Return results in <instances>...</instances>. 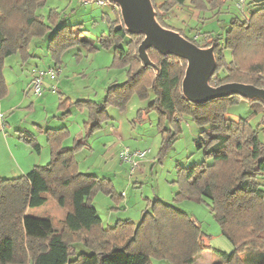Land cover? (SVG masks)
I'll return each mask as SVG.
<instances>
[{"label": "trees", "instance_id": "trees-1", "mask_svg": "<svg viewBox=\"0 0 264 264\" xmlns=\"http://www.w3.org/2000/svg\"><path fill=\"white\" fill-rule=\"evenodd\" d=\"M156 1L151 0L156 20L170 29L166 19L175 8L188 3L197 12L206 13L222 8L229 0H163L159 6ZM44 5L45 0H0V100L7 94L2 73L5 59L18 55L26 62L35 39L47 41L48 55L57 68L62 65V55L78 45L88 53L111 51L112 68L125 69L127 79L110 85L98 104L75 103L77 109H87L88 118L84 136L74 140L70 148L62 147L69 136L66 128L44 130L49 162L25 176L0 178V264H150L151 257L173 264H194L203 252L216 254L219 264H264V190L257 181L264 175V141L249 118L235 122L225 118L227 110L244 99L232 95L204 104L186 100L181 92L186 62L148 49L155 67H144L136 49L143 37L126 32L116 6L111 8L116 10L115 18L107 33L92 42L81 38L82 30L70 26L52 30L58 15L54 10L47 18L40 15ZM236 9L239 14L246 12L247 17L231 18L222 38L208 32L205 46H198L182 29L173 31L198 48L212 47L216 69L210 86L237 83L264 90V0H246L242 9L237 5ZM225 51L230 52L229 61ZM150 95L153 97L145 114L159 115L160 133L167 131L162 123H173L179 115H188L198 126H211L204 142L197 145L204 149L205 161L176 168L174 201L205 203L232 245L231 253L211 248L209 236L196 220L158 199L137 224L124 220L102 227L93 197L102 192L114 198L115 193L106 178L80 173L75 155L89 149L87 139L108 121V108L123 112L132 97L148 101ZM245 101L252 105L253 115L262 116L259 125L264 127V105L258 100ZM141 115L140 110L138 117ZM172 136L167 138L169 144L162 136L159 158L172 143ZM18 139L40 154L33 134L21 131ZM48 199L65 211L58 231H51L49 219L29 215ZM77 245L88 254H79Z\"/></svg>", "mask_w": 264, "mask_h": 264}, {"label": "rangeland", "instance_id": "rangeland-1", "mask_svg": "<svg viewBox=\"0 0 264 264\" xmlns=\"http://www.w3.org/2000/svg\"><path fill=\"white\" fill-rule=\"evenodd\" d=\"M162 1L157 0L156 6H159ZM235 2L236 0H229L222 8L206 13L197 12L186 3L183 7L175 8L167 15L166 26L172 30H184L186 36L194 40L198 46H205L209 42L210 33L219 35L220 38L224 36L231 18L238 16L243 19L247 17L246 12L238 13ZM51 10L56 11L58 15V19L51 27L52 30L62 26H70L76 30H82L81 38L92 42H96L100 34L107 33L110 21H114L115 18L113 13L116 11L111 10L110 7H99L93 1L45 0V5L39 11V14L47 18ZM45 42L44 49L41 46L37 47L35 40L31 42L29 46L31 57L26 60L28 66L36 63L38 68L42 69L52 62L47 52V41ZM35 53L36 55H34ZM33 56L34 58H32ZM224 56L227 61L230 60V52L225 51ZM9 59L11 60L4 62V66L15 61V59L21 61V57L18 55ZM26 62H23V64ZM61 62L69 74L87 72L85 78L79 76L77 79H72L68 75L65 78L67 80H62L64 79L62 77L61 84L55 83L51 88L46 86L45 78H43V98L52 95L48 100V104H46L47 106L42 100L37 102L41 96L37 97L31 91L28 96L33 105L17 109L6 118L12 117L13 125H17L18 128H21L19 122L24 120L29 122L33 120L40 121L44 116L48 117V120L67 122L70 131L68 130L69 136L66 140H70L71 145H73V138L82 128L83 135L76 138L80 140L84 136L83 122H86L88 118L87 109L79 110L75 103L78 101L100 103L107 88L112 84L124 83L127 75L125 69L112 68V52L106 50L88 53L78 45L66 51L61 57ZM54 69L57 74L59 68L54 67ZM44 87H46L45 91ZM54 96L55 101L53 102ZM152 97L150 95L148 101H139L135 96L132 97L123 112L113 107L108 108L107 115L109 119L101 125V128H104L106 123L114 127L120 126L122 128L121 142L112 150L106 149L107 144L110 142L107 129L102 132L103 136L100 134L98 137L88 138L87 142L91 144L92 148L89 146V149L81 150L82 153L77 157L78 162L81 164L80 172L106 178L110 181L115 193L114 198L102 192L96 193L93 197V203L97 215L101 219L102 227H112L117 221L124 220L137 224L143 212L150 207L155 199H158L167 205L174 206L196 220L203 232L209 236L208 244L211 248L231 253L233 251L232 245L221 234L218 224L205 203L193 200L179 203L174 201L177 192V185L175 184L177 180L176 168L178 166L189 167L205 161L204 149L198 148L197 145L204 142V134L210 132L211 126H198L188 115H179L176 116L173 123L170 121H166L164 125L162 123V129L167 131L160 133L158 127L159 115L156 112L145 114V109ZM51 99L53 103H50ZM43 107L46 109H43ZM140 110L142 115L138 117V111ZM261 117L253 115L252 105L245 100H241L238 105L230 107L225 114L227 120L234 122L249 118L252 127L258 130L259 138L264 141V127L259 125ZM9 122H11V119ZM171 134L173 135L172 143L165 150L164 156L159 158L162 136L164 135L168 143L167 138ZM39 144L44 148L40 151V154L35 153L36 155L33 154V156L41 161L39 166H44L50 160V151L44 136L40 137ZM122 147H128L132 151L137 149V151L145 152L144 157L137 160V168L132 169L131 165L121 160L119 149ZM6 176L16 178L10 177L12 176L10 174ZM257 181L263 185L262 189L264 190V175L258 178ZM29 213L30 216L35 218L49 219L52 224L51 231H53L59 228L62 214H65V211L48 199L43 207L33 209ZM77 252L88 254L80 245H77ZM206 255L210 256H204L201 261L198 258L194 264H212L211 257L219 258L216 254L210 252ZM150 264L173 263L167 259L151 257Z\"/></svg>", "mask_w": 264, "mask_h": 264}, {"label": "crops", "instance_id": "crops-1", "mask_svg": "<svg viewBox=\"0 0 264 264\" xmlns=\"http://www.w3.org/2000/svg\"><path fill=\"white\" fill-rule=\"evenodd\" d=\"M45 43L46 42L44 39H35V45H37V47L41 46V48L44 49L46 45ZM34 55H36V53ZM14 56H17V55H14ZM14 56H11V57H14ZM9 58H7L4 62H7V60H11ZM32 58H34V56ZM53 68H54V65L52 62H50L45 68L40 69L38 68L36 63H34L33 65L30 64L28 66V62L24 64L22 62L21 64V61H19L18 59H15V61L13 62L7 63V65L3 67L2 73H3V78L6 84V88H7V94L3 99L0 100V178L10 179L8 178V176H6L9 174L12 175L10 177H16V178L25 176L34 167L39 166V164L41 163L39 159H35V157L33 156L35 152H33V150L29 148L28 145H25L19 141L18 132L28 131L29 133L35 136V139L39 144V139L42 136L45 137V141H46V136L43 133L44 130H48V129L55 130V129H59L63 127L66 128L67 130L70 129L67 122H63L60 120L59 121L50 120V119L48 120V117L46 116H44V118L40 121L33 120L29 122V121L24 120L23 122H19L20 123L19 125L21 128H18L17 125H13L12 117L8 119L6 118L8 115L13 113L17 109H21L22 107L25 108L27 105H33V102L29 101V96H28L31 94L30 88H31V80H32V73H31L32 70L38 69L41 71H47ZM86 73L87 72L80 73V74L79 73L69 74L67 70L64 69V66L62 64L55 78L45 77V82L47 84L46 86H50L51 88L53 84L55 83L61 84L60 80L62 79V77L64 78L62 80H67L65 78H67L68 75L71 76L72 79H75V78L77 79L79 76H82V78H85ZM45 89L46 87H44V91ZM50 96L52 95H49L46 98H43L44 96H42L41 94V97L39 96L41 99L39 98L37 102H39V100H42V102L46 105L48 104V100H50L49 98H51ZM54 98L55 96L53 97V102L55 101ZM51 102H52V99L50 103ZM43 109H46V108L43 107ZM10 119H11V122H9ZM83 123H85V121ZM105 126H104L105 129L104 128L99 129L98 131L94 133V135L91 136V138H95V136L98 137L100 134H102V132L108 129L107 136L110 142L107 144L106 149L112 150L116 147L117 144L119 145V143L121 142V139H122L121 129L122 128H120V126H117V127L111 126L109 125V123H106ZM81 130L77 132L73 140H77L76 138L77 136L81 137L83 135V130L82 131ZM103 135L104 134H102V136ZM70 142H71L70 140L63 141L62 147L66 149L70 148L72 146ZM89 146L92 148L91 144H89ZM40 147L42 151L44 147L42 145H40ZM123 148L124 147L120 148L119 152H121ZM81 153L82 151L78 152L75 155V159L77 161L79 172H80L81 164L78 162L77 157ZM80 173L90 175L87 172H80ZM64 216L65 214H62L61 222H60V225L57 231L61 227V223L64 219ZM207 253L208 252H203L201 255H199L195 259V262H197L198 258H199V261H201L204 258V256H210V255H206ZM211 258H212V264L221 263L220 258H216V257H211Z\"/></svg>", "mask_w": 264, "mask_h": 264}, {"label": "water", "instance_id": "water-1", "mask_svg": "<svg viewBox=\"0 0 264 264\" xmlns=\"http://www.w3.org/2000/svg\"><path fill=\"white\" fill-rule=\"evenodd\" d=\"M108 1L119 9L126 32L143 37L137 53L144 67H155L147 55L148 49H153L162 56H173L186 62L181 82V92L186 100L194 104H204L236 95L248 101L258 100L264 105L262 89L237 83L210 86V79L216 69L212 47L198 48L179 33L160 26L151 0Z\"/></svg>", "mask_w": 264, "mask_h": 264}, {"label": "built area", "instance_id": "built-area-1", "mask_svg": "<svg viewBox=\"0 0 264 264\" xmlns=\"http://www.w3.org/2000/svg\"><path fill=\"white\" fill-rule=\"evenodd\" d=\"M97 6L99 7H110L112 8L114 5L111 4L108 0H92ZM246 0H238L237 2V7L242 9L243 5ZM32 80H31V91L33 92L34 95L37 97L41 96L42 94V83H43V78L50 77V78H55L56 73L55 69H49L47 71H41L38 69L32 70ZM145 155V152L143 151H137L134 150L132 151L128 147H124L121 152H120V158L122 161L125 163L131 165L132 169L137 168V160L143 158Z\"/></svg>", "mask_w": 264, "mask_h": 264}]
</instances>
